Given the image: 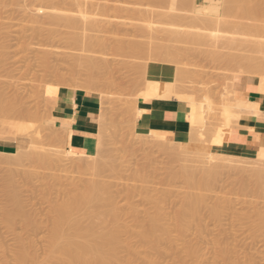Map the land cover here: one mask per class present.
I'll list each match as a JSON object with an SVG mask.
<instances>
[{"label":"rangeland","instance_id":"1","mask_svg":"<svg viewBox=\"0 0 264 264\" xmlns=\"http://www.w3.org/2000/svg\"><path fill=\"white\" fill-rule=\"evenodd\" d=\"M15 1L18 3H15ZM59 1L61 0H55L54 2ZM89 1H91L92 3H96L97 1L99 3L102 2V4H99L97 2L99 6L104 4L101 7L102 10H100V7L97 6V3L96 5L94 4L97 7H93L94 5L92 6V4L86 6L88 7L89 12L93 17L98 16L97 18L102 21L100 22L101 30L95 32L85 30V28H87L86 21L82 20V22L80 23V31L99 34L104 37L107 36L109 39L111 38L110 42L112 44L118 43L119 40H125L124 42L126 43H133L132 40H135L136 42H141L140 44H142L141 40H143V43H148L149 33L154 28V32H160L159 30H161V28H165L166 32H160L159 34L157 33V36L160 35L159 37H162V40H159L163 41L164 37L168 34V41H171L170 36L173 34H177L174 32V28L176 29V32L189 29L187 28V26L189 25L186 23V21H182L185 24L183 25L181 19L180 22L184 27L181 24L179 25L180 22L178 20L177 21L179 23L177 21H175L174 23V19H172L173 21L169 20V22H167L168 20L159 21L156 20L157 17L153 20H149L148 22L140 20L143 22L139 21L140 24L139 22L135 23L136 19L133 17L134 15L132 17L135 19V22L133 21V18H130V16L134 13H132V11L136 8L144 10L148 6V0L146 1V3L144 2L145 0ZM223 1L229 2V0ZM182 2L183 0L181 1V5H179L178 3L179 7H177L178 5L176 3L175 9L178 10V8L182 7L181 9L185 10L169 12L170 16L171 13L178 14V12L180 11L186 12L188 8H190V5H184ZM191 2L192 1H190L189 4H191ZM106 3H109V5H107ZM154 3L156 2H153L152 4ZM168 3L169 1L167 2V6H169L170 4ZM155 5L159 6V4L157 3ZM182 5H184L185 8H183ZM150 6L155 10L158 9V7L156 9V6L154 5ZM187 6L188 8H186ZM191 6V8L193 9V5ZM160 7L164 9V6L162 7L161 4ZM98 8L100 10V13L98 11ZM166 8L167 7L165 6V10L160 9L158 11H166ZM147 9L148 7L146 8V10ZM190 9L189 11L191 14L192 10ZM51 11L53 12L54 10H52L49 1L46 0H0V90L3 91V95H5L8 100H12L13 104H15L17 108H29L34 113L35 110L37 112L35 113L37 115L31 116L33 118H30L28 116L29 121H27L28 119H26L27 116H24V119L20 118L21 121H24V123H22L18 117L13 116L14 121H12V123L18 121L16 123L20 122L19 124L23 125L28 124L33 127V129H29L31 132L37 125V128L40 131L41 129L43 131H41L42 141L50 145L51 142L54 143L51 145L52 147H49L47 144H45L48 148L54 149L49 158L44 157L46 156L44 155V149L39 146L41 150L39 148L36 149L38 153L40 152V155L42 153L44 156L39 158V156L37 155V158L33 154L35 158L34 159L32 155L28 154V152L31 153V146L34 145L31 144V142L33 141L34 143L35 139L32 138L31 141V138L28 136L26 137L25 135V137L23 135H18L16 136V138H14L15 140L10 139L12 138L13 134L6 133V135H4L8 130L6 128L7 125L3 127L4 136L1 135V137L6 139L10 136V138L9 140L0 138V155L1 152L14 153L18 149H20L22 151H28L26 152V154L29 156H27L26 154L25 156H22L24 154L23 152V154H21L22 157H20L21 159H19V157L16 158L17 161L12 160V158L7 157L8 155L6 156L5 154L3 155L6 156L5 158L7 159H5L3 155L0 156V264H20L17 260V256L21 250L26 251L30 256L27 259L26 264H70L60 260V258L58 259V257L56 258L55 256L49 258V251L51 249L49 243V228L52 207L55 203H59L63 200L71 198V193H73L76 189H83V187L85 189V186H88V184H86V180L90 181L89 179L95 171L93 170V173H91L88 170H83L80 168L77 152L70 146V139L68 140L67 134H65V132L63 131V129L67 131V127L61 128L57 126L52 119V112L55 107L57 93L61 87L70 88L71 92L79 90L83 92L97 93L100 97L102 115L100 117V134L98 133L99 135H97L98 149L95 154H97L100 150V145L104 147V150H109L107 151V153H109L107 157L104 152V155L106 157L105 160L109 162V165L107 161H105V164L107 163V166L109 167L107 168V166L105 165L104 167H102L103 169L100 168L104 171L101 170L102 172L100 171V176L96 177L97 179H99V181H97L96 179L95 180L97 182L104 181L105 183L109 184H105L107 190L105 192L110 191L112 193V196L115 197V201L121 213L119 223H108L107 227H120V229L122 230L121 239L138 250V252L135 253L133 257L131 256L130 250L125 246V243H122L119 249L120 257L122 259H133L132 262L134 264H183L184 262H189L191 264H264V230L258 227L259 214L260 212L264 214V196L262 195V193H264V190L262 189L264 185L261 186L262 188H260L259 185L256 184V178L257 180L259 178L257 176L254 177L255 175H251L253 176V178L250 176V179V174H243L242 172L239 173L238 170L237 172H229L227 170H221L220 172H218L214 176V178L217 176V179L213 178L210 187L208 186L206 189H202L203 191L196 190V193H201V196H205L206 202L204 201L202 203L203 206L201 207V216H199L200 219L196 220V222H194L195 224H192L193 226L190 227V229L185 233H181L174 222L175 211L176 208L182 203L181 201L184 195H187L186 191L188 192L187 189L189 188L186 185V181H184L185 178L183 179V177L181 178V176L176 177L175 175L176 178L173 179L172 175V180H170L171 174H169L172 173L171 170L180 172V161H178L177 157L176 161L174 159L175 156H173L172 159V156H170L171 154L168 155L166 152L161 151L158 146L155 145L153 139L149 140L148 142L142 139V137H140L139 135L145 134H141L137 131L136 121H134L135 117H137L135 101L141 89H138L137 86H134L136 88L135 89L131 82L135 80L134 82H137V85H143L140 87L142 89L145 85L144 82H142L143 79L141 80L138 76L143 75V77L141 78H144V74H142L143 72L137 75V72H134V66L136 64L139 66L140 63L137 62H140V60H144V62H146L148 58L147 55L144 56V54H142V57H146L145 61V59L142 60V57L139 59V57L136 56L137 54H140L139 56H141V53L136 54L135 52L136 55H133V52H131L130 54V51L127 52L129 53L127 54L126 52H116L114 50L112 52L109 50L108 56L106 57L107 61L110 63L109 68L111 69V73L109 70V72H104L106 70L105 69L101 73H99V75H103V79L108 78V80L106 79L105 81L112 80L111 82L115 83V85L113 86V83L109 84L111 82L105 83L106 85L101 86V89L104 90L103 94L100 92L90 91L84 88L85 83H83L84 80L82 78H85V70L81 66L78 67L79 76H77L81 79L77 78L75 80L72 78V75H70V69L74 59L71 58L72 55L68 56V54H71L73 49L66 39V34L67 32L71 31V28L65 26V24L55 22V20H50V15L52 14ZM137 11L135 13H137ZM189 11H187L186 13L188 14ZM69 13L74 15L78 14L73 12ZM139 13L140 12L137 13V17H139L138 15L141 16V13ZM99 14L102 16V19ZM106 14H108V17H106ZM231 19L233 20L234 18ZM237 19L240 20L239 18L235 17V20ZM246 21L249 22V20ZM255 21L257 22V20ZM258 21L261 22V20ZM263 21L264 20H262L261 25H263ZM149 22H151L152 28L148 26ZM156 22L158 23V25ZM159 22H164V24H159ZM256 22H254L253 24H255ZM169 23H171V25H169ZM173 23L175 25H172ZM138 24L140 25V27L138 26ZM155 25L157 27H155ZM171 26L172 29H170ZM136 27H139V31ZM143 28L148 30V33L146 31L147 34L145 33V30H143L144 33L140 31ZM180 28L182 30H180ZM164 33H166V35ZM175 37H177V35ZM175 37L171 36L172 39ZM177 39L178 37L176 38L175 42L177 41ZM166 41L162 42L163 44L161 45L167 44L168 41ZM172 41L174 43V46H179V42L177 44V42H174V39ZM172 41L170 42L171 46L169 44L166 46H169L170 50H175L176 47L172 45ZM154 44H157L159 46V41L157 39L156 41L154 40ZM195 44H185V51L186 49H188L186 53H184L183 51V59L185 60L186 65L184 63H181L180 65H183L186 68L187 66H191V70L186 71L187 69L185 68L186 73L184 72L185 75L183 74L185 80V87H183H187V89H185V92L187 93H185L184 96L195 98L198 101L197 104H203L205 105V107L206 105L208 106L207 108L209 110L205 108V115L207 116L205 121L207 122L206 128L209 129V133H207L206 135V140H203L205 142H200V156L202 155L201 157H207L206 155H208L212 160V151L210 152L211 156L208 152L210 145H214L215 143L216 145H221V142H225L230 133V128L237 126L239 122L237 120H233L229 122V126L231 124L229 128L224 127L225 125H228L226 123V120L222 116L223 112L221 111H223V109L221 108V102H229L236 97L237 90L230 84L234 82L235 77H242L243 75L240 72L237 73V71L234 72L233 70L230 72L231 67H233L232 65H226L227 67H230L228 69L225 66V63H222L221 60L212 61L213 59L211 60L209 58L210 56L207 55L206 51V53H203V50L214 49L213 46H204L202 44L201 48L200 43H197L196 45ZM181 45L183 44L180 43L179 48L183 50L184 45ZM199 50H202V52H200ZM220 50L224 53L233 51L235 52V54H237V56H239V54L241 53L246 52L243 49L236 51L230 50L225 46L221 47ZM195 51L198 52V55L195 53ZM199 52L200 55L202 54L201 56H199ZM120 54L124 57L120 58ZM131 57H133L135 60H132ZM122 58L127 61L122 60ZM189 61L191 62L190 64ZM123 62H125V64ZM133 62L135 63V65ZM156 63H159V65H171L175 68V70L177 69L176 64L164 62ZM132 64L134 66H132ZM142 64L143 63H141L140 66L143 67ZM194 65L197 68H194ZM199 67H201L202 69H199ZM135 68V70L137 71L136 66ZM195 69H199L197 73H195ZM141 71H143V69H141ZM58 72H61V74L63 73L65 75L66 80L63 81L65 84L59 83ZM144 73L146 75V70ZM193 73L196 74V77L198 76V73L199 77H201V75L202 77H198V80H195L197 78L193 76L188 77ZM228 74L230 75V77ZM226 76L227 78L225 79ZM188 81L189 83L187 85ZM194 81L195 85L192 83ZM82 84H84V86L81 88ZM129 84L132 85L134 89L133 93L132 90L130 91L132 94L129 92L132 87L130 86V89H128ZM78 86H80V88ZM123 86H125L128 90H126V88H123ZM191 86H193V89H189ZM101 89L100 91H102ZM182 90V92H184V89ZM118 92H121L123 96L121 95V93L119 95ZM128 93H130L131 95L129 96ZM128 97L130 99H128ZM125 100L126 102L128 100H130L131 102L132 100L131 103H129L128 101L130 107H128L129 104H126ZM211 100H213V102H211ZM123 104L125 105V107L123 106ZM119 106H121L122 108L124 107V109L122 110V108ZM132 106L134 109H132ZM127 107L129 109L131 108V110L129 111ZM211 108L213 110H211ZM206 111H208V115L206 114ZM209 111L211 112L209 113ZM124 112L126 113L122 114ZM191 113L192 111L189 110V114ZM32 119H34L35 121H32ZM39 120H41V122ZM25 121L27 122V124ZM113 121H115L116 124V126L114 124V127ZM132 122H134L135 125ZM31 123L34 124V126ZM117 123H120L121 125ZM130 124L134 126L131 127ZM101 125L103 128H101ZM45 128L48 129L44 131ZM53 128H56L55 132H52ZM114 128L116 129V131ZM218 130L222 133L217 132ZM215 131L221 136L216 134ZM133 132L135 133V135H133ZM101 133H103V135H101ZM215 134L219 137H217ZM49 135H52L51 138L55 135L56 138L54 137L53 140V138L51 139ZM57 136H59L62 141L59 138L57 140ZM209 137L210 140L208 139ZM207 141L208 144L206 143ZM168 146L170 147V149L173 148V152L175 153L177 152L176 150H179V148L182 149L183 147L179 145L177 146V148L175 147L176 144L172 143H169ZM213 153V157L215 156L217 158H213L215 162L209 160V164L222 163V160L218 161L217 159H222L224 153L215 151ZM151 155L152 161L150 160ZM108 156L110 158L113 156L115 158V162L113 161V158L108 160ZM169 156L171 159L169 158ZM207 158L205 160L208 163V159L210 158ZM88 159L91 158L86 156L82 157L83 161H87ZM40 160L43 162H41ZM149 160L152 162L151 164ZM147 161L149 162L148 164ZM173 161L176 162L173 163ZM44 162H46V164H44ZM175 163H178L177 166ZM110 166H115L117 169H115L114 167V169L112 170V167ZM104 168H107L108 170ZM175 169L178 170L176 171ZM91 170L92 169H90V171ZM168 170L170 171L168 172ZM96 172H98V169H96ZM96 172V176L99 175V173L97 174ZM200 172L201 171H197V173ZM197 173H195V175H197ZM95 174H93L92 177H95ZM143 174H145V176ZM201 176L202 174L200 173V177ZM243 176L244 178L245 176L248 177L251 182L250 180H248V178H245V182H248L244 183V180H241L244 179ZM167 177L170 178L169 181ZM260 178H264L263 174ZM239 179L243 181V184L245 186L242 185ZM259 181V183H261V181L264 182V179H259ZM104 182L102 183L104 184ZM249 182L250 184L253 182V184L251 185L253 189L251 188V186L249 187ZM254 182L257 187H255L256 185L254 184ZM240 183L242 185L241 187L243 188V191L242 188H239L240 185L238 184ZM247 184L249 185L247 186ZM185 186H187V189L185 188ZM107 187H109V189H107ZM258 187L261 189V192L263 190L262 193H259ZM184 188L186 189V191L184 190ZM248 188L250 189L248 190ZM244 190L246 192H244ZM12 194H15V196L17 197V202L12 200ZM260 194L262 195V197ZM149 197H155L156 199H151ZM203 197L202 199L204 200ZM154 200H159V204L156 205ZM216 203H218V205L221 204V206L219 207H221L220 209L223 210V212L221 211L222 214H220L219 217L213 216L211 212L212 205L213 207H215ZM226 204H228L230 207ZM230 204H232V207ZM107 207L108 204L105 205V208ZM6 210L18 212L15 224L12 228L9 227V225L5 221L4 216ZM157 212L165 214V217L162 219V223L163 226L168 228L169 234L166 238L162 239L160 243L161 245L157 249H154L149 245L143 244L140 236L137 235V231L140 228L139 220L145 222L151 215H154ZM256 212H258V215H256ZM26 216L27 218L30 217V219L33 218L32 220H34L35 222H27ZM124 225L126 226V228L123 227ZM190 247H192V249H195L197 247L195 252L198 251V248L199 251L191 255L189 254L188 250V248ZM221 249H227L229 251L230 257L232 258H230V262H227L229 261V259L226 261L225 257L220 253ZM46 255H48V257ZM116 264L125 263L121 261L117 262Z\"/></svg>","mask_w":264,"mask_h":264},{"label":"bare ground","instance_id":"2","mask_svg":"<svg viewBox=\"0 0 264 264\" xmlns=\"http://www.w3.org/2000/svg\"><path fill=\"white\" fill-rule=\"evenodd\" d=\"M46 1H49V3L51 4L52 10H54L53 12L51 11L52 14L50 13L51 14L50 20H55V22L65 24V26L71 28V31L67 32V34H66L67 35L66 39L69 42V45L73 49L71 54H68V56L72 55L71 58L74 59V60L72 59L73 63H72L71 69H70L71 74L70 73L69 74L72 75V78L76 80L77 78H80V77H77V76H79L78 67L81 66L85 70L84 71L85 78H82L84 80L83 83H85V86H84V84H82L81 88L84 86V88H86L90 91L100 92L103 94L104 90L101 89V86H104V85H106L105 83H107V82L109 83L112 81V80L111 81H105L106 79L108 80V78L104 77L105 79H103V75H99V73H101L105 69L106 70L104 72H106V71L109 72L111 70L109 68L110 63L107 61V57H106V56H108L109 50L112 52L114 50L116 52L118 51V52H126V53L130 51V54H131V52H133L132 53L133 55L135 54V52H136V54L141 53V56H139L140 54L139 55L135 54L136 56L139 57V59L142 57V54H144V56L147 55V57H148L147 61L145 59L146 57H144V56L142 57V60L145 59L146 62H144V60L143 61L140 60V62H137L140 64L143 63L142 64L143 67L140 66V64H139V66L137 64L135 65L134 62L139 60L136 57L138 60L134 61L133 63L137 67V71L135 70L136 69L135 66L132 64V66H134V72L135 73L137 72L136 73L137 75L143 72L142 74H144V78H141V77H143V75L142 76L138 75V76L140 77L141 80L143 79L142 82H144V84H145L144 88L142 89L140 87L143 85H141V86H139V84L137 85L136 84L137 82H134L135 80H133L131 82L133 87L137 86L138 89H141L139 91V94L137 93L138 97L135 96L136 97V101H135L136 104L135 105H136V113H137L136 116L137 117H140V115L143 112V110L139 109V107L137 105L139 99H145V100L176 99V100H179V101H182V102H185L188 104V109L192 111V113L189 114V110H188V115L186 114L187 119H188V123L190 126V132H191L190 142H186V143L171 142V141H168L166 139V137H165L166 135L158 133V132H151L150 134L139 135L140 137H142V139L146 140L147 142L149 140L153 139V141L155 142V145L158 146V148L161 151L166 152L168 155L171 154L170 156H172V159H173V156H175L174 157L175 160L177 157L178 161H180V164H179V166L181 165V169L179 168L180 172L177 171L178 169H175L178 173L175 171H172L171 170L172 168H171L170 169L171 172L172 173L175 172V173H173V174L169 173V174H171L170 175L171 179L169 178L170 177L169 175H168L169 177H167V178L169 181V179L172 180V175H173V179L176 178L177 176H181V178L182 177H183V179L185 178L184 181H186V183H187L186 185L189 188V189H187L186 188L187 186H185V188L188 190V192H187L186 189L184 188L187 195L186 194H185L186 196L184 195V197H185V198L183 197L184 200L182 199V201H181L182 203L176 208V211H175L174 222H175L176 227L179 229V231L181 233H185L187 230L190 229V227L193 226L192 224H195L194 222H196V220L200 219L199 216H201L200 215L201 214V207L203 206L202 203L205 201V196L203 197V196H201V193H196V190L206 189L208 186L210 187V184H211L214 176L218 172H220L221 170H227L229 172L230 171H236L237 172V170H238L239 173L242 172L243 174L244 173L250 174L249 175L250 179H251V177L253 178V176H251V175H255L254 177L257 176L259 179H264V178H260L262 176V174L264 177V153H261L258 157L257 156L256 157H238V156L229 155V154L224 153L223 154L224 156H222V159H220V160H219V158L217 159L218 161L222 160L223 162L218 163V164H215L213 162H212L213 164H209V160H211V157H209L208 155H206V156L210 159H208L205 156L201 157L202 155L200 156V152H201L200 151V147H201L200 142L202 141L201 143H204L205 141H203V140L205 138H207L206 135H207V133H209V129L206 128L207 122L205 121L206 117H207L205 115V108H207L208 106L206 105V107H205V105H203V104H197V102H198L197 99L190 98L189 96H184V94L187 93V92H185L186 91L185 89H187V87L184 88L185 87V85H184V82H185L184 72L186 73V71H188V70L190 71L191 66H189V67L187 66V68L183 65L180 66L181 63L185 64V60L183 59L184 53H186V51H188V49H186V51H185V48H186L185 44L192 43V45H193V43L194 44L200 43L201 48H202V44L204 46L205 45L206 46H213L214 49L203 50V53L206 51L207 55L210 56L209 58L211 60L213 59L212 61H220L221 60L222 63H225V66L226 65H232L233 67H231L230 72L232 70L234 72L237 71V73L240 72L244 77H249L250 88L254 89L256 91H259L261 94L264 95V21L262 23L263 25H261L262 20H264V0H229V2H224L223 0H183L182 3L184 5L188 4V5H190V8L192 7L191 5H193V9L188 8V6L186 7V8H188L187 11H189V9L192 10L191 14H190V11L188 14L186 13L187 11L186 12L180 11V12H178V14H176V13L172 14L171 13V16H170L169 12H177L179 10H185V9H181L182 7L178 8V10L175 9L176 3L179 0H177V2H176V0H148V1L145 0L144 1L145 3H146V1L148 2L147 3L148 4L147 10H146V8H147L146 7L144 9L145 11L143 9H141V10H143V11H141L139 8H136L132 11V13L133 12L135 13L139 9L137 11V13L138 12L141 13V16L138 15L139 17L136 16L137 13H135V14L133 13L130 16L131 19L133 17L136 19V22H135V19L133 18V21L135 23L139 22L140 20H144V21L148 22L149 20H153L156 17H157L156 20H159V21L160 20H166V21L168 20L167 22H169V20H172V19H174V23L177 20L180 22V19H181V22L186 21V23L189 25V26H187V24H186V26L189 29L185 28L187 30H182L180 28V30H182V31L176 32L175 31L176 29L174 28V32L177 33L176 35L178 37L176 42H177V44L179 42V46H180V43H182L184 45L183 50L181 48H179L178 45H177V47H176V45L175 46L173 45L174 43L172 40L174 39V42H175V40L177 38V37H175L176 36L175 34H173L174 36L170 34L172 37H175L173 39L169 35L170 39L172 41V45L174 47H176L175 50H170L169 46H166L168 44L171 46V44H170L171 41H168L169 37H168V34L166 35V33H164V34L166 35L165 37L169 43L166 41V39L164 37L167 44L164 43L165 45H161V44H163L162 42H165V41H164V39H163V41H161L162 37L160 38L159 37L160 35L157 36V33L159 34L160 32L161 33L166 32L165 28L164 29L161 28V30H159L160 32H154L153 30L155 28L152 29L149 33L150 41L148 39V43H143V40H141L142 44H140L141 42H139V41L136 42L135 40H132L133 43H126V42H124L125 40L124 41L119 40L118 43L112 44L110 42L111 38L109 39L107 36H106L107 37L106 38V37L99 35V34H92V33L80 31L81 30V26H80L81 24L80 23L82 22V20L86 21L87 28H85V30H90V31H94V32L101 30L100 22H102V21H100V19L97 18L98 16L93 17L89 12L88 7H86L89 4H92V6L94 4L96 5V3L98 1L97 2L94 1L96 3H92L89 0H61L59 2H54L55 0H46ZM149 1H150V5H154V6H156V9H157V7H158V9L155 10L154 8H152L149 5ZM168 1L170 3V4L168 3L169 6H167ZM181 1L178 2L179 5H181ZM190 1H192L191 4H189ZM153 2H156L157 4H159V6L155 5L156 3L152 4ZM15 3H18V2L15 1ZM178 3H177V5H178ZM99 4H102V2ZM99 4L97 6L100 7V10H102L101 7L104 4L101 6H99ZM141 4H144V3H141ZM160 4L162 7L164 6V9L160 7ZM162 4H165V5H162ZM95 5L93 7H97ZM107 5H109V3ZM179 5L177 7H179ZM184 5H182L183 8H185ZM165 6L167 7L166 8L167 10L162 11V10H165ZM149 7H151L152 9ZM159 7H160V9H162L161 11H158V10H160ZM89 8H90V6H89ZM100 10L98 8L99 13H100ZM107 10H108V8H107ZM107 10H105V11H107ZM171 10H173V11H171ZM98 11H97V14H98ZM69 12L78 13V14L74 15V14H70ZM103 12H104V10H103ZM183 13H185V14H183ZM106 15H107L106 17H108V14H106ZM99 16H101V15L99 14ZM104 16H103V19H104ZM235 17L239 18L240 20H238V19H237L238 21L235 20ZM231 18H234V19L232 20ZM101 19H102V16H101ZM97 20H98V22H97ZM246 20H249V22H251L252 24L247 22ZM255 20H257V22ZM258 20H261V22H259ZM172 21H170V22H172ZM140 22H143V21H140ZM140 22H139V24H140ZM164 22L163 23L159 22V24L160 23L164 24ZM181 22L179 23V25L181 24ZM254 22H256V23L253 24ZM174 23L172 25H175ZM182 23H183V25H185L184 22H182ZM139 24H138V26L140 27ZM167 24H165V25H167ZM257 24H259L261 26H259ZM157 25H158V23H157ZM169 25H171V23H169ZM148 26L150 28H152L151 22H149ZM139 27H136L138 31H139ZM153 27H154V25H153ZM155 27H157V26L155 25ZM170 29H172V26ZM143 30H145V33H146V31L148 33V30H146L144 28L140 31L143 32ZM119 37H114V38H119ZM121 38H123V37H121ZM124 39H125V37H124ZM156 39L159 41V46L157 44H154V40L156 41ZM159 39H161V40H159ZM108 40H109V42H108ZM126 41H127V39H126ZM183 45H181V46H183ZM224 46L229 48L230 50L236 51V50L243 49L246 52L241 53L242 55L237 52L239 54V56H237V54H235V52H233V51L228 52V53H224L220 50V48L224 47ZM183 51H184V53H183ZM200 52H202V50ZM200 52H199V56L202 55V54L200 55ZM195 53L197 54L198 52L195 51ZM127 54H129V53H127ZM185 55H187V54H185ZM121 57H124V56H122L120 54V58ZM133 57H131L132 60H135ZM122 60L127 61L124 58H122ZM156 62L176 64L177 69L175 70V72L173 71V73H172L173 75L170 76L169 74L167 75V73H169V71H167V70L165 71L164 69H162L161 65H159V63H156ZM123 63L125 64V62H123ZM148 63H150V64H148ZM190 63L191 62L189 61V64ZM196 64H197V62H196ZM198 66H199V63H198ZM200 66H202V65H200ZM194 68H197V67L195 66ZM200 68L201 67H199V69ZM227 68L229 69L230 67L228 66ZM141 69H143V71H141ZM199 69H195L196 72L195 71L194 72L197 73ZM145 70H146V75L144 73ZM110 73H111V71H110ZM110 73H108V74H110ZM195 73L190 74L188 77H190V76L196 77ZM101 76H102V78H101ZM232 76H234V75H232ZM198 77H199V73H198V76L196 77L197 79H195V80H198ZM201 77H202V75H201ZM201 77H199V78H201ZM229 77H230V75H229ZM70 78H71V76H70ZM226 78H227V76L225 77V79ZM58 80H59V83L65 84L63 82L66 80L65 75L63 73L61 74V72L60 73L58 72ZM191 80H193V79H191ZM230 80H231V78H230ZM189 81L187 82V85H188ZM232 81H233V79H232ZM112 83L113 82H111L109 84H112ZM192 83L194 84L195 81ZM112 85L114 86L115 83H113ZM132 85L129 84L128 89H130V86L132 87ZM207 85H209V84H207ZM230 85L233 86L234 88H236V86L233 83ZM78 87L80 88V86H78ZM133 87L129 90V92L131 90H132V93L134 92ZM123 88H126V87L123 86ZM100 89L102 91H100ZM128 89L126 88V90H128ZM182 89H184V92H182L183 91ZM189 89H193V86H191ZM210 89H211V87H210ZM236 90H237V95L232 101L221 102V108L223 109V111H221V112H223L222 116L226 120V123L228 125V126L225 125L224 126L225 128H227V127L229 128L231 126V124L229 126L230 121H233V120L239 121L242 116L254 117V116L260 114V111L264 110V104H259L258 102H255V101H249L246 97V94L239 92L237 88H236ZM76 91H79V90H76ZM75 92L70 91L71 94H74ZM118 93L120 95L121 92H118ZM130 93H128L129 96L132 94V93L131 94ZM53 95H54V93H53ZM121 95H122V93H121ZM4 96L5 95H3V91L0 90V121H1L0 122V128H2V129H0V138H2L1 135L4 134L3 127H5V125H7L6 128L8 131L5 130L6 132L4 135H6V133L13 134L12 138H10V136L8 135L10 139H14L18 135L19 136L25 135L26 137L28 136L31 138V141H32V138L35 139L34 143H33V141L31 142V144H34L35 146L30 145L32 148L31 153L28 151H22V150L18 149L14 153H2L1 152L0 156L5 154L6 156L8 155L7 157L12 158V160L17 161L16 158L19 157V159H21L20 157L25 156L26 152H28V154L32 155L33 158H34V155L37 158H38V156L40 158L44 155H46L44 157L49 158L54 149L48 148L47 145L50 147L54 143L51 142V145H50V144L44 143L42 141V138H41L42 137L41 136L42 135L41 134L42 129L41 128H40L41 129V131H40L37 128L38 126L36 125V127L32 131L33 132L32 133L29 129H31V128L33 129V127L28 125L26 121L25 122L27 125L19 124L20 122L16 123L18 121H16L15 123L14 122L12 123V121H14L13 116L18 117L20 121H21V119L25 118L24 116H27L26 119H28V116L30 118H33L31 116L37 115V114H35V113H37L36 110L34 113L29 108H24V107L23 108H17V106L15 104H13L12 100L10 101V100H8V98L6 96L5 97ZM59 96H61V95H59ZM113 99H115V98H113ZM128 99H130V98L128 97ZM208 100H210V99H208ZM128 101H129V103L132 102V100H131V102H130V100H128ZM128 101L126 102V100H125L126 104H129ZM170 101H172V100H170ZM211 102H213V100H211ZM133 104H134V101H133ZM121 106H122V102H121ZM121 106H119V107H121ZM123 106L125 107L124 104H123ZM124 107L123 108L121 107L122 110L124 109ZM128 107H130V104L128 105ZM212 108H211V110H213ZM132 109H134L133 106H132ZM118 110H119V108H118ZM128 110L130 111L131 108L130 109L128 108ZM172 110H171V112H172ZM210 112L211 111H209V113ZM75 113H76V111H75ZM125 113L126 112H124L122 114H125ZM206 114L208 115V111H206ZM137 117H135L134 121H136ZM9 118H10V120H9ZM82 118H84V117L82 116ZM212 118H213V116H212ZM52 119L55 120L53 118V115H52ZM75 119H77V118H75ZM33 120L34 119H32V121ZM27 121H29V119ZM39 121L41 122V120H39ZM21 122L24 123L23 120ZM132 123H134V122H132ZM159 123L161 124V122H159ZM114 124H115V121H113V127H114ZM117 124H120V123H117ZM32 125L34 126V124H32ZM134 125H135V123H134ZM134 125H131V127ZM238 125H239V123H238ZM115 126H116V124H115ZM117 126H119V125H117ZM62 127H67V131L64 129H63V131L65 132V134H67L68 140L71 139L72 130L69 129L68 128L69 126H67V125L62 126ZM131 127H129V128H131ZM101 128H103L102 125H101ZM47 129L45 128L44 131H46ZM104 129H106V128H104ZM153 129H155V128H153ZM55 130H56V128L55 129L53 128L52 132L53 131L55 132ZM222 130H224V129H222ZM115 131H116V129H115ZM217 132H219V130ZM217 132H216V134H218ZM103 133H104V131H103ZM103 133H101V135H103ZM219 133H222V132L220 131ZM133 135H135V133ZM218 135L221 136L220 134H218ZM218 135H216V136L219 137ZM51 136L49 135L50 138H51ZM54 137L56 138L55 135H54ZM54 137H52L53 140H54ZM9 138H6V139L9 140ZM58 138H59V136H57V140H58ZM63 138H65V137H63ZM2 139H4V138H2ZM6 139H4V140H6ZM59 139L61 140V138H59ZM181 139H183V138H181ZM208 139L210 140V137ZM53 140H51V141H53ZM10 141H13V140H10ZM208 141L206 142L207 144H208ZM223 142H221L220 144L222 145ZM169 143L176 144L175 147H177L179 145H181L183 147H182V149L179 148V150H176L177 152L175 153V152H173V148H171L172 149L171 150L170 147L168 146ZM45 144H47V145H45ZM99 144H100V142H99ZM36 145H38V146H36ZM215 145H216V143H215ZM39 146L42 149H44V152H45V153L43 152L44 155L42 153L40 155V152L38 153L36 148H39ZM218 146H220V145H218ZM55 147H56V145H55ZM41 148H39V149L41 150ZM169 150H171V151H169ZM209 150H208V152L210 154V152L212 150H211V148H209ZM107 151H109V150H107ZM107 151H106V149L104 150V147L102 145H100V150L95 155H92V154L90 155V154H87L85 152L76 150L77 155H78V159H79V160L78 159L77 160L79 162L80 168L83 170H88L91 173H93V170L96 172V169H98V172H96V173L97 174L99 173V175L96 176V174L94 172L93 174H95L94 175L95 177H92V175H93L92 174L90 179L87 178L90 181L86 180V184H88V186H85V189H84V187H83V189L82 188L76 189L73 193H71L72 194L71 198L63 200L62 202H59V203H55L53 205L51 218H50V228H49L50 229L49 243H50V248H51L49 251L50 252L49 258L55 256L56 258L58 257V259L60 258V260L67 262V263H70V264H116L117 262H121V261L124 262L125 264H134L132 262L133 259L128 258L126 260V259H122L120 257V250H119L120 245L122 243H125V246L131 252V256H133L135 253H137L138 250L136 248H133V246L129 245V243H126L121 239L122 230L120 229V227H111V228L107 227L108 223H112V224L119 223L120 218H121V213H120L119 208L117 206V203L115 201V197L112 196V193L109 190H108L109 192H105V191H107L106 187H105L106 186L105 184H107V183H105L104 181H100L101 183L104 182V184L103 183L101 184L100 182H97V181H99V179L96 178V177L100 176V171L103 169L102 167H104L105 165L107 166V163L105 164V161H107L105 159H106L107 155H109V153H107ZM23 152H24V154H23ZM104 152H105L106 157L104 155ZM168 152H171V153H168ZM213 152L214 151L211 152V154H212V160L211 161H214V159L217 158L215 156L213 157V155H214ZM21 154H23V155L21 156ZM211 154H210V156H211ZM29 155H27V156H29ZM6 156L3 155L4 158ZM83 156L89 157L91 159H88L87 161H83L82 160ZM170 156H169V158H170ZM112 158L114 161L115 158L113 156L111 158L109 157L108 160H110ZM146 158H148V157H146ZM153 158H154V156H153ZM206 158L208 159V163L205 160ZM5 159H7V158H5ZM150 160L152 161V155H151ZM38 161H39V159H38ZM151 161H150V164L152 163ZM176 161H173V163ZM41 162H43V161H41ZM148 163L149 162L147 161V164ZM44 164H46V162H44ZM170 164H172V163H170ZM177 164H176V166H177ZM108 165H109V162H108ZM108 167L109 166H107V168ZM110 167H112V166H110ZM114 167H112L111 169L113 170ZM116 167H117V165H116ZM116 167H115V169H117ZM100 168H102V169H100ZM107 168H104V169L108 170ZM176 168H178V167H176ZM90 169H92V170L90 171ZM170 170H168V172ZM102 171H104V170H102ZM114 171H117V170H114ZM197 171H201L200 172L202 174L201 177H200V173H197ZM195 173H197V175H195ZM259 174H261V175H259ZM143 175L145 176V174H143ZM175 175H176V177H175ZM144 176H143V178H144ZM243 178H244V176H243ZM245 178L247 179L248 177L245 176ZM245 178L241 179V180H244V183H247L248 181L245 182L246 181ZM249 178H248V180H250ZM92 179H93V181H92ZM214 179H217V176ZM259 179L257 180V178H256V181H257L256 184L259 185L260 188H262L261 186L264 185V184H262L264 182H262L263 181L262 180L261 183H259L260 182ZM91 181H92V183H91ZM240 181H238V182H240ZM170 182H172V181H170ZM250 182H251V180H250ZM250 182H249V184H250ZM255 182H254V184H255ZM241 183H242V185H244L243 181H241ZM241 183L238 184V185H240L239 188H242ZM249 184H247V186ZM252 184H253V182L249 185V187ZM107 185H109V184H107ZM257 185L255 187H257ZM239 188H238V190H239ZM251 188H252V186H251ZM258 188H256V189H258ZM260 188L258 189L259 193H262L264 190V186L262 188L263 189L262 192L260 191L261 190ZM107 189H109V187H107ZM249 189L250 188H248V190ZM184 190H183V194H184ZM245 190H244V192H246ZM208 191H209V189H208ZM240 191H241V189H240ZM242 191H243V188H242ZM253 191H255V190H253ZM12 195H13L12 200L17 202V199H16L17 197L15 196V194H12ZM262 195L264 196V193H262ZM262 195H261V197H262ZM202 197L204 198V200L202 199ZM149 198H151V197H149ZM154 198H151V199H154ZM154 202L156 205L159 204V200L158 201L154 200ZM228 203H230V202H228ZM106 204H108L107 208H105ZM216 205H215V207H213V205H212L211 212H212L213 216L219 217L220 214H222L221 211L223 212V210L220 209L221 207H219V206H221V204L218 205V203H216ZM222 205H223V203H222ZM226 205L229 206L228 204H226ZM230 205L232 207V204H230ZM256 213H257L256 215H258V212H256ZM17 215H18V212H16V211H7V210L5 211L4 218H5L6 223L9 225V227H11V228L13 227V225L15 224ZM164 215L165 214H163V213L157 212L154 215H151L145 222H142L141 220H139V222H140L139 227L140 228L137 231V235L140 236L144 245H149L151 248L157 249L161 245L160 243H161L162 239H164L168 236L169 230L167 227L163 226V223H162V219L165 217ZM30 217H31V215H30ZM30 217L27 218V216H26L27 222L34 223L35 221L32 220L33 218L30 219ZM258 218H259L258 227H260L261 229L264 230V214L260 212ZM123 227L126 228L125 225ZM196 249H197V247L195 249H192V247L188 248L189 254L192 255V254L197 253L199 251V248H198V251L195 252ZM220 253L225 257L226 261L229 259V261H227V262L231 261L230 260V258H231L230 254H229V251L227 249H221ZM46 256L48 257V255H46ZM29 257L30 256L26 251L21 250L18 253L17 260L20 264H26V261ZM183 264H191V263L184 262Z\"/></svg>","mask_w":264,"mask_h":264},{"label":"crops","instance_id":"3","mask_svg":"<svg viewBox=\"0 0 264 264\" xmlns=\"http://www.w3.org/2000/svg\"><path fill=\"white\" fill-rule=\"evenodd\" d=\"M161 68L169 71L167 75L170 76L175 72L171 65H161ZM233 83L239 92L246 94L249 101L264 104V95L250 88L249 77H235ZM138 107L143 110L136 120L139 133L158 132L166 135V139L171 142H190L187 103L176 99H140ZM52 115L57 126L62 128L67 125L72 130L70 146L73 149L90 155L97 152L101 117V102L97 93L76 91L71 94L70 88L61 87ZM238 123L239 125L231 128L227 140L220 146L210 145L211 150L242 157H258L264 153V110L254 117L242 116Z\"/></svg>","mask_w":264,"mask_h":264}]
</instances>
